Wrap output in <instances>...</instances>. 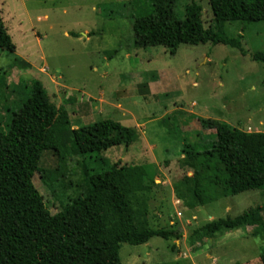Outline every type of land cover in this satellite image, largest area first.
<instances>
[{
  "label": "rangeland",
  "instance_id": "1",
  "mask_svg": "<svg viewBox=\"0 0 264 264\" xmlns=\"http://www.w3.org/2000/svg\"><path fill=\"white\" fill-rule=\"evenodd\" d=\"M190 1L201 7L203 27L213 28L208 0H176V17L185 19ZM151 11L149 0H0L15 47L0 48V128H7L39 82L73 128L110 119L134 130L127 151L120 145L103 156L144 169L134 203L135 209L145 205L137 214L140 224L176 229L179 238L121 244L122 264H261L264 235H253L258 227L212 237L203 227L264 208V189L226 196L222 187L203 182L199 203L193 193L197 158L182 154L207 149L214 139V130L198 118L264 132V63L252 60L264 54V20L226 24L227 36L240 37L244 54L205 43L182 44L172 55L163 46L133 45L134 19ZM93 169L89 157L45 151L33 183L54 214L84 196L86 173Z\"/></svg>",
  "mask_w": 264,
  "mask_h": 264
},
{
  "label": "trees",
  "instance_id": "2",
  "mask_svg": "<svg viewBox=\"0 0 264 264\" xmlns=\"http://www.w3.org/2000/svg\"><path fill=\"white\" fill-rule=\"evenodd\" d=\"M149 2L152 11L133 21V45L163 46L172 55L182 44L205 43L227 45L244 54L240 37L229 38L226 24L264 20V0H208L213 28L203 27L201 7L194 1L184 7V20L175 15L176 0ZM0 48L15 50L1 16ZM252 60L264 63V54L255 53ZM31 93L28 102L11 115L7 128H0V264H122L121 244L143 245L152 237L179 238L176 229L140 224L137 214L145 205L135 209L134 203L139 202L144 169L121 160L111 163L103 156L120 145L129 149L135 138L131 127L107 119L73 128L67 111L50 102L39 82ZM197 120L214 130L209 148L182 154L197 158L193 193L199 203L203 182L222 187L226 196L263 190L264 132L240 131L209 118ZM45 151L89 157L94 164L92 173H86L84 196L54 214L33 183ZM141 192L148 193L149 187ZM263 209L255 206L220 218L203 230L212 237L221 230L248 225L259 228L254 236L264 235ZM260 262L264 264V250Z\"/></svg>",
  "mask_w": 264,
  "mask_h": 264
}]
</instances>
